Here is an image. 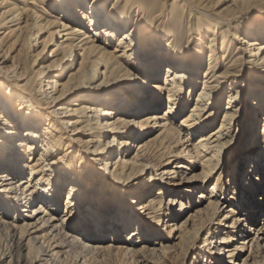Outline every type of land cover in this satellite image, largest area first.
Returning <instances> with one entry per match:
<instances>
[{
	"label": "bare ground",
	"instance_id": "bare-ground-1",
	"mask_svg": "<svg viewBox=\"0 0 264 264\" xmlns=\"http://www.w3.org/2000/svg\"><path fill=\"white\" fill-rule=\"evenodd\" d=\"M43 1L51 11L60 14L61 22L48 19L46 13L50 12L40 5ZM153 1L22 0L23 7L16 8L12 7L13 4L8 5L6 0H0V30L6 29L0 32V188L3 183L14 182L18 177H21L18 183L29 188L19 197L0 193V239L1 234L9 237V248L0 254V264H37V254L32 251L34 242L39 244L38 253L49 257L52 263H64L60 261L61 251L53 248L45 237L36 235L32 221L28 220L26 224L25 219V224H18L20 205L28 208L37 204L39 209L36 212L44 217L53 216L59 223L55 231L67 239L66 246L71 250L75 245L81 246V252L88 249L96 254H112L117 249L133 260L142 257V254H149L151 250L160 252L146 244L141 245L139 252L128 249L153 233L142 231L138 222L128 223L126 206L123 208L126 213L120 211L117 219L112 221V205L108 196L111 195L109 192L115 194L118 186L110 191L104 179L111 177L113 184L121 180L123 184H128L126 181L129 180L134 183L123 191L122 198L131 196L129 204H136L135 199L143 190H149L154 180L166 181L171 176L164 179L165 175L172 174L173 178L176 174L163 170L161 161L159 165L156 163L155 168L150 166L153 160L163 159L168 165L179 160L175 170L182 169L181 172L200 166L204 180L211 178L218 169L222 148L234 130L235 122L232 121L239 116L234 106L237 96L230 97L225 111L221 113L219 127L209 131L219 118L222 106V95L216 93L217 84L227 83L230 76L217 75L219 59L216 55L221 51L231 58L232 50L227 51L230 42L239 43V50L253 58V66L249 68L252 70L250 80L259 79L258 74L264 69V57L260 58L264 53V24L253 29L258 28L256 34L250 36L254 39L250 40L249 34L245 37L231 29L227 34L218 32L219 21L216 20L264 6V0H233L242 4L235 11L228 7L220 10L223 5H217L219 0H157V8H153ZM29 5L32 8H28ZM184 11L197 21L211 19L212 32L205 33L204 28L195 22L193 29H188L185 40H180L171 19ZM210 11L214 17L207 15ZM44 34L47 35L44 37ZM118 34L120 39H116ZM160 36L167 38L165 45H162ZM52 43L56 46L49 56L50 64L32 69L33 65L41 64L39 60L46 58L47 47ZM37 45L41 46L40 50L29 56V50ZM160 46H166L164 57ZM205 48L208 51L205 59L207 68L202 73L200 88L193 94V89L199 84L196 81L197 69L204 61L201 56ZM13 53L17 54L12 56ZM76 58L80 60L74 70L71 67ZM221 59L224 60L222 56ZM135 63L138 64L134 68ZM241 66L246 67L245 62ZM158 83L161 85L159 88ZM112 86L117 87L115 93L109 91ZM164 91L167 97L162 94ZM257 92L253 91L255 94L252 95L260 97L255 99L259 102L256 111L263 117L256 134L250 132L249 138L259 137L264 148V89ZM192 98L195 104L185 116L187 104ZM71 99L75 100L71 106H66ZM164 101L165 110L160 113ZM16 118L17 122L14 121ZM251 122H254L252 130L257 124L254 118ZM67 128L90 137L86 144L89 147L92 145V150L87 147V155L97 158L82 156L67 145ZM39 132L45 137L38 135ZM237 134L242 135L241 129ZM148 136L154 138L141 144L140 141ZM39 142L40 147L37 145ZM181 145L188 150L180 149ZM128 147L136 150L132 161L144 163L131 169L129 176L127 169L130 165L124 160ZM250 151L253 155L256 148ZM95 165L99 169L90 171ZM48 166L53 169L51 176L48 175ZM99 172L103 180L97 179ZM144 173H149V179L142 177ZM208 182L205 180L204 185L208 186ZM95 183H102L97 203H94L98 189L94 187ZM204 185H201L202 188ZM201 186L199 189L202 190ZM262 186L259 184V189ZM245 187H248V192L258 188L256 183L249 184V181H245ZM65 188L69 194L61 199ZM204 192L198 194V198L207 199L201 216L214 220L224 212V204L220 201L221 197H214L216 189L207 191L205 195L202 194ZM193 194L189 193L190 196ZM175 196L169 198L170 214L177 206L179 213L185 212L188 205L195 204L194 197L184 202L176 200ZM257 197L255 200L263 204L264 199ZM149 204L151 207L156 203L152 199ZM152 209L153 218L158 217L161 209ZM59 213L65 215L60 219ZM231 213L235 214V211L231 210ZM258 216L257 211L250 209L244 215L247 220L240 218L239 221H253ZM222 224H218L219 231ZM117 237H122L123 243L117 244ZM93 238L98 239L97 246L90 241ZM106 238L110 241L103 243ZM233 238L230 234L220 237V247H228ZM247 244V240L243 239L231 250H220V256L229 253L232 263L237 255L248 249ZM23 249L26 250L25 255ZM220 256L217 258L220 259ZM73 264L78 263L74 261Z\"/></svg>",
	"mask_w": 264,
	"mask_h": 264
},
{
	"label": "rangeland",
	"instance_id": "rangeland-1",
	"mask_svg": "<svg viewBox=\"0 0 264 264\" xmlns=\"http://www.w3.org/2000/svg\"><path fill=\"white\" fill-rule=\"evenodd\" d=\"M6 1L8 2L7 3L8 5L13 4L12 7H16V8L23 7L22 0H6ZM224 1L225 0L223 1L219 0L217 4V5H221V4L223 5L221 8H219L220 10L228 7L230 8V10L235 11L241 8L242 6V4H237L233 2V0H226V2ZM156 4H157V0H154L152 3V5L154 6L153 8L158 7ZM40 5L44 7V9L48 11V13L50 12V14L46 13L48 19L58 20L60 22L62 21L60 19L61 17L60 14L51 11L49 6L44 4V1ZM29 6L30 7L28 8H32L31 5ZM207 15L210 17H214L211 11L210 13L208 12ZM237 15L231 17L230 16L224 17L222 19L220 18L219 20L217 19L216 21H219V23L217 24L218 25L217 27L219 28L218 32L227 34L228 30L231 29L232 32L238 31L239 33L244 34V36L245 35L248 36L249 34L250 37L251 34L252 35L256 34L259 25L264 24V6H260L253 10L248 9L246 12H242V14H239L238 16ZM42 16L44 17L45 15ZM200 16L201 15H199L198 17ZM171 20H173V23L175 24L174 30L176 35L179 36L180 40L182 41L185 40V38L187 37V34L189 33L188 29H193V25L195 22L196 23L198 22L199 27L204 28L205 33L209 34L212 32V26H211L212 24H210L212 23L211 22L212 20L209 18L207 19L205 18L204 22H202L201 19L197 21L194 20V18L191 15H188V13H185L184 11L179 16H172ZM23 25L24 22L22 26ZM256 27L258 28L253 31V29H255ZM3 31H6V29L0 30V32ZM120 34L116 36V39L121 38ZM46 35L47 34H44V37ZM160 37L162 39L161 42L162 45H165L166 44L165 40L167 38L162 36ZM249 39L253 40L254 37H250ZM55 44L57 45L58 42L55 41ZM56 45H53V43L50 44L46 50V58L39 60L41 64L39 66L38 63L33 65L32 69L37 70L40 67H45L49 65L51 62V58H49V56L51 55V51L55 49L54 47ZM40 47L41 46L39 45L33 47L32 49L29 50L28 55L34 56L40 50ZM160 47L163 48V50L160 51V53L164 57L165 54L167 53L166 46L164 47L160 46ZM217 47L219 46L217 45ZM240 47L241 46L239 43L237 44V42H233V41L230 42L227 51L232 50L233 56L231 58L226 57L228 53L227 54L224 53L225 55H223L221 51L218 53L216 51L217 53L216 56H218L219 59L218 60L219 64L217 65L218 67L217 75H222V76L230 75V76L227 78L228 80L227 83L221 82L220 84H217L218 88H216L217 90L216 93L217 94L220 93L222 95L221 96L222 106L220 108L221 110H219L218 112L219 118L216 120L214 126L209 131L211 132L215 131L219 127L220 124L219 120L221 119L220 118L221 113L225 111L224 108L230 97L237 96L236 97L237 102L234 104V106H236V110H238L237 114L239 116V119H237L236 121L234 120L232 121V123L235 122L234 130L229 135L228 139L225 141V144L222 148L220 165L218 169H216V171L214 172L211 178L205 179V180H209V182L207 183L208 186L204 185L205 180L201 177L202 176L201 173L203 169L200 166H196L195 168L192 169H189L190 167H188L189 170L184 172L180 171L182 169H177L176 171L175 167L179 165V160H174L169 165L166 164V161L163 159L156 160L157 162L155 160L150 162L149 165L153 166L154 168L156 166V163H158L159 161H161L159 162L160 164L162 162L163 163L165 162L164 164L162 163L163 165L162 167L164 168L162 167L161 168L165 170L167 173L176 172V174L174 175L173 178H172V174L165 175L164 179H166L167 176L168 177L171 176L169 177L171 179H167L166 181L154 180L152 184L151 181H149L151 184L149 190L142 191V194L138 196L137 199H135V201L137 202L136 204H129L131 202L130 201L128 202V200L132 198L131 196L125 195V198L124 199L122 198L123 191L129 189L130 186L134 183H130L129 180L126 181L128 184H123L124 182L121 180L120 183L115 182V184H113L111 181V177L104 179V182L107 186L106 188H108V190L113 191L116 189L115 186H118V189H116V193H115L116 195L109 192L111 195L108 196V198L111 200L110 204L112 205V209L110 210V212H112V215H110L112 216V221H115L117 219L120 211L125 212L123 208L124 206H126V212H128L126 219L128 220V223L131 224V222L135 221L134 224H136V222H138L139 224L138 226L142 228V231L144 230L146 232L147 230H150L153 233L147 236L148 238L139 240L132 246H129L128 249L133 250L134 252L135 251L139 252L142 247L141 245L146 244L151 246V249L153 250L159 249L160 252L159 251L152 252L151 250L149 254H142V257L137 258V260L136 259L133 260L131 257L125 255L124 253L120 252V250L117 249L112 254L111 253L96 254L95 252L88 251V249H85L84 252L83 251L81 252V250H83L81 246L75 245L72 247L71 250V248L66 246L67 239L64 236H62L61 233L59 234L58 231H55V229L57 228V224L59 223L54 219L53 216L44 217V215H41L38 212H36L39 209V207H37V204L36 205L34 204V206L30 205L28 206V208H26L23 205H20V212L18 213V215L20 214V218H19L20 221H18V224L24 223L23 221L25 219H27L25 220L26 224H28L27 223L28 220L32 221V223H34L35 225L33 231L36 232V235H38V237L41 236L45 237V239L49 241L50 244L53 245V248H56V250L61 251L60 261L61 263L64 262L63 264H73L74 261H76L78 264H264V203L259 204V202L255 200L257 196H259L260 198L262 197L264 199V157L261 158V154L264 148L263 145L261 144L259 137L253 139L249 138L250 132L253 135L256 134L257 128L262 121L261 118L263 117V115H261L259 111H256V108L259 107L258 106L259 102L257 100L255 101V99L257 98L259 99L260 97L253 96L252 94H255L253 93V91H258L257 93H260L264 89V69L260 70L263 72L258 74L259 79H253V81L250 80L252 79L251 76L252 70H250L249 68L253 66L251 64L253 58H250L248 53L244 54L245 52H243V50L242 51L239 50ZM17 53H13L12 56ZM207 53L208 51L205 48L204 54L203 56H201L204 61H202V64L197 69L196 81L199 84L196 88L193 89L192 92L193 94H195L196 92L195 90L200 88V84L202 83L201 77L207 68V66H205V59L207 58ZM221 56L223 57L224 60L221 59ZM262 57H264V53L260 58ZM79 60L80 58H76L74 65L71 67L72 69L75 70L78 67ZM244 62L246 67L241 66L242 63ZM137 64L138 63L133 64L134 68ZM65 73L68 74V72ZM63 77H65V75H63ZM162 77L163 74L160 75V78ZM158 82L161 83L162 81L159 80ZM4 87H7V85L5 84ZM159 87H161V85L158 83L157 88ZM116 89H117L116 86H112L109 88V91L110 93H115ZM162 94H164V97H167L165 91ZM261 95H263V93ZM74 100L75 99L69 100L70 102H68L66 106L69 105L71 106V103H73ZM194 104L195 101L193 100V98L190 99V103L187 104L184 113L185 116L189 113L191 107ZM165 106L166 103L164 101V105H162V107L159 110L160 113L163 112V110H165ZM15 116L18 117L17 114ZM255 116L257 117L255 118ZM251 118H254L257 124V126H254L256 128L252 130L251 127L253 126L252 124L254 122L253 123L251 122ZM14 121L17 122L18 119L16 118ZM134 122L137 124V121ZM67 129H68L67 130L68 133H66L67 145L74 148L76 153L80 152L82 156H87L89 159L97 158L92 154L87 155V147L89 148L88 150H92L91 149L92 145H90L91 147H89L86 144V141L90 139V137L83 136L82 134H80V132L76 133L71 128L70 129L67 128ZM240 129L242 131L241 136L237 134L238 130ZM38 135L43 136V134H41L40 132L38 133ZM153 138L154 136H148L142 139L140 143L141 144L148 143ZM186 138H188V136H186ZM37 145L38 147H40L41 143L39 142V144ZM252 148H256V152L253 155H250L251 152L250 150ZM180 149H184L186 151L188 150V148L185 145H181ZM135 153H136L135 148L128 147L127 154L124 158V160L128 162L130 165L129 169H127L128 176L132 173L130 172L131 169L134 170L138 165L144 164L138 162L134 163V160L132 161ZM96 169H99V166L95 165L93 167V170L91 169L90 171H95ZM47 171H48V175L51 176L53 172L51 166L47 167ZM146 173H144L142 177L149 179V173L148 174ZM102 176L103 175L101 174V172H99L97 179L103 180ZM20 178L21 177L14 179V182L3 183L4 186L0 188V193H5L10 196H16V197L17 196L19 197V195L25 193L29 188H26V185L22 186L20 185V183H18V180ZM89 181H90V177L87 178V182ZM137 181L141 182V180H137ZM245 181H249V184L256 183V188L258 187L257 188L258 191L257 189L256 190L254 189L252 192H248L247 191L248 187H245ZM259 184L263 185L262 188L260 189H259ZM201 185H204L205 187L203 186L202 188ZM200 186L202 190L199 189ZM94 187L98 188L96 191V195H94L95 196L94 203H97L99 201V197H100L99 195L101 194L102 191V183L99 184L95 183ZM236 188L238 190H236ZM211 189L217 190L216 194L214 193L213 195H216L214 196L215 198L221 197L220 201L222 202V204H224L222 207L224 208V212L221 215H217L219 217H216L214 220L210 218H206L203 215L201 216V213L205 212L207 199L198 198V194L201 191H205L204 193H202L205 195L206 192ZM189 193H192L193 195L190 196ZM68 194H69V190L65 188L64 191L61 192V199H63ZM173 195H176L175 196L176 200L182 199L183 201L185 200L186 202L187 200H189L188 198L194 197L193 200H195V204L192 203L188 205V209L185 212H179V213H178L179 206H177L176 209H174V213L172 211L171 212L172 214H170L169 198L172 197ZM152 199L155 201L156 204H153L150 207L149 203ZM157 207L160 208L161 211H159L158 217L153 218V215L155 214L153 213L152 208L157 209ZM250 209L251 210L253 209L254 211H257L259 213L258 218L253 221L252 220L239 221L240 218L247 220V217H244V215L248 211H250ZM231 210L235 211V214L231 213ZM59 211L62 212L61 209ZM64 215L65 214L63 213H59L58 217L61 219ZM133 215L134 217L131 218V216ZM103 217L111 221L110 217H107L105 215ZM90 221L94 223V220L93 219L91 220V218ZM219 222L223 223L222 224L223 226L220 227L221 231L218 230ZM105 224L108 223L106 222ZM110 224L112 223L110 222ZM260 229H262L261 232H263V234H261V232L260 233L258 232ZM227 234H230L232 237H234L233 238L234 240L227 245L228 247L221 248L219 243L220 242L219 238L223 236L225 237ZM122 239H123L122 237H117L115 238V242L117 244L123 243ZM243 239L247 240L248 249L242 254L237 255L232 263H231V259L228 258L229 253L225 252L222 253L220 256L221 253L220 250L222 249H225V251L231 250ZM90 241H92L94 246L95 245L97 246V244L99 243L97 238L96 239L93 238ZM108 241H110V238H106V240H103V243H106ZM251 246L253 249H251ZM38 247L39 244H37L36 242L32 244V249H33L32 251L35 254H37V258H36L37 264H55L52 263L49 257L43 256L40 253H38L39 252ZM8 248H9V237L6 236L5 234L3 235L1 234L0 254L6 252V249ZM22 251L23 254L25 255L26 250L23 249ZM218 256H220V259L217 258ZM65 257H68L69 259L66 260L67 258L65 259Z\"/></svg>",
	"mask_w": 264,
	"mask_h": 264
}]
</instances>
